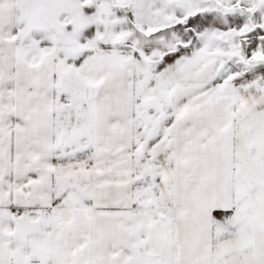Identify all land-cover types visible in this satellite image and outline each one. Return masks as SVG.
<instances>
[{"label":"snow or ice","instance_id":"6c2138e0","mask_svg":"<svg viewBox=\"0 0 264 264\" xmlns=\"http://www.w3.org/2000/svg\"><path fill=\"white\" fill-rule=\"evenodd\" d=\"M0 264H264V0H0Z\"/></svg>","mask_w":264,"mask_h":264}]
</instances>
